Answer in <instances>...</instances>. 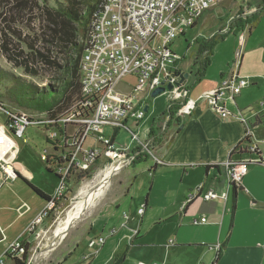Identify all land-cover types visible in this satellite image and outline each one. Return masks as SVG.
I'll return each mask as SVG.
<instances>
[{"label": "crops", "instance_id": "0c3cea01", "mask_svg": "<svg viewBox=\"0 0 264 264\" xmlns=\"http://www.w3.org/2000/svg\"><path fill=\"white\" fill-rule=\"evenodd\" d=\"M242 25L235 35L244 34L247 45L244 54H250L258 49V45L251 44L254 26H245L244 22ZM178 68L181 73L189 74L187 86H191L195 72L182 69L180 64ZM219 70L217 75L210 77L205 76V72L200 82L190 88L189 97L196 100L203 93L218 88L221 80L230 75H226L223 69ZM236 73L239 76L240 71ZM249 80L234 98V104L227 105L231 115L241 112L245 124L233 117L222 119L206 103L197 102L191 116L183 121L171 141L165 140L163 135L157 139L154 152L158 153L157 156L141 158L125 168L131 169V173L124 190L118 188L108 201L106 212L100 215L98 211L99 215L90 227L82 231H97L98 236L93 239L102 238L104 243L89 248L88 236L83 242L76 236L59 264H72V252H76L81 243L84 253L75 264H213L219 251L220 258L216 264H264V166L254 162L257 159L255 155L234 151L241 144L247 125L250 126V141L255 142L264 154L260 134L264 118L254 125L256 117H259V107L254 110L250 102L243 105L244 98L239 97L248 87L258 83L255 77H249ZM158 100L161 102L159 112L157 108L153 111L155 106L148 103L149 112L153 111L152 117L164 111V99ZM228 160L252 162L240 188L227 186L223 163ZM141 164L139 171L134 172L135 166ZM46 168L53 175L49 178L52 191L48 193L32 185L51 197L57 177L52 168ZM20 178L8 180L0 188V242L4 245L0 256L24 234L45 207V201H36V196ZM199 186L200 192L185 204ZM24 189L34 195L35 198H30L32 203L22 200ZM210 191L217 198L204 201L202 196ZM130 193V203L123 210L119 201ZM24 204L27 209L21 208ZM141 208L143 213L140 216L138 210ZM22 239L29 243L32 236L24 235Z\"/></svg>", "mask_w": 264, "mask_h": 264}, {"label": "built area", "instance_id": "2783aa9c", "mask_svg": "<svg viewBox=\"0 0 264 264\" xmlns=\"http://www.w3.org/2000/svg\"><path fill=\"white\" fill-rule=\"evenodd\" d=\"M223 1L102 0L79 63L81 99L57 120L35 122L22 112L7 113L6 127L14 137L22 139L26 127L32 124L57 125L61 132L51 129L47 137L52 142L50 146L54 150L68 148L70 151L54 159L56 167L62 166V169L54 168L57 186L53 197L45 203L24 234L6 248L0 256V264H4L7 258L21 257L26 248L22 237L37 233L38 227L48 218L52 203L67 192L69 179L89 172L88 168L98 163L102 156L111 160L110 166L119 165V170L133 164L157 141L159 135L169 129V122L190 117L197 102L206 103L222 119L233 117L245 124L241 112L231 115L227 109V105L234 104V98L248 85V81L239 78L232 68L218 88L203 93L196 100L189 97L187 80L180 86L175 85L179 80L180 59L171 50V44L192 28L207 11ZM244 39L241 33L238 39L241 48L236 52L238 65ZM127 77L133 78V84L126 86V91H119V86ZM167 85L172 86L171 90L165 89L157 96L164 99V111L152 117L153 111L149 112L148 103L155 98H151V93ZM144 108L147 110L144 111ZM104 128L112 130L110 137H105ZM69 129L73 132L70 133ZM152 129L159 134L154 136ZM121 130L128 132L129 146L115 145V138ZM250 138V127L245 125L241 144L246 145L239 143L234 151L255 155L257 159L254 162L264 166V154ZM14 156L12 150H0V188L19 175L12 165ZM41 158L47 164L50 162L45 156ZM251 163V160L224 162L227 186L240 188ZM200 190V186L197 187L185 204ZM216 198L212 191L202 196L204 201ZM26 207L24 204L21 208ZM21 208L18 209L19 214ZM142 213L143 209L138 210L139 215ZM103 243L102 238H97L89 241L88 247H99Z\"/></svg>", "mask_w": 264, "mask_h": 264}, {"label": "rangeland", "instance_id": "374dc122", "mask_svg": "<svg viewBox=\"0 0 264 264\" xmlns=\"http://www.w3.org/2000/svg\"><path fill=\"white\" fill-rule=\"evenodd\" d=\"M62 1L63 0H47L45 4L41 0H35L34 2H27L22 5H19V3L15 1L0 3V38L2 37V40L0 39V75H4L7 80L15 79L11 81L28 83L36 90L59 87L60 83L57 81L59 75L58 68L64 64L62 61L64 56L55 45L56 42L52 37L53 25L48 21L43 10L45 7L53 6L56 2ZM248 2L249 5L247 4L246 6ZM256 2H258V4ZM250 3L255 6L252 7ZM263 8L264 3L259 0H225L218 6L207 11L200 18L195 27L188 29L184 35L179 36L170 46L173 53L180 59L178 64H180L181 68L186 70L191 69V71L193 70V72H196L199 59L196 40L202 44L208 42L212 36L225 35L223 39L216 40L214 54L205 76H215L217 75L216 73L220 71L219 69H223L224 73L229 75L232 68L233 71L239 70V78L248 80V82L250 81L249 77H255L258 81L257 85L248 87L242 95L239 96L240 98H244L242 102L243 105L250 102L254 110H257L264 98V96H262L264 95ZM254 16L256 17L252 20V25L254 27L251 32V44L258 45V49L252 51L250 54H248V52L244 54V51L247 49L245 38L242 44V58L238 65L236 62V52L240 51L241 48L238 42L241 33L238 35H234V33L236 30L239 31L241 29L243 22ZM3 44H5L6 47V51L4 52L2 48ZM5 58H11L12 61L9 63ZM46 60L55 64L50 65ZM19 64H23L21 66L26 65L30 70L34 71L36 77L24 75L22 69L15 67ZM133 81L132 77L125 78L118 88L119 91H126L127 88L125 87L131 86ZM9 87L10 85L6 83L0 85V95L6 94ZM158 99L159 97L149 101V104L155 106L153 111L157 108V112L161 111V102ZM0 107H2V110H0V150L7 149L8 151L12 150L15 152L12 165L16 168V172L27 179V181L31 182V184L50 193L52 191V186L49 184V178H53V175L47 172L45 168H52L51 170L53 172L54 168L62 169V166L56 167L54 159L62 154H66L70 150L68 148L54 150L48 145L46 137L49 136L51 131L48 123L32 124L26 127L22 139L14 137L5 124L7 113L22 112L33 118L35 122H38V120L46 121L45 114H33L21 110L9 101L0 100ZM179 120L183 122L185 119L179 118ZM169 124L171 123L169 122ZM175 129L176 127L170 128L164 134L170 137L169 135L171 132H174ZM69 131L70 133L73 132L72 129H69ZM260 132L262 135V142H264V128ZM104 134L105 137L108 138L112 134V130L110 128H104ZM155 142L148 148L147 152H143V154L139 155V160L144 157L153 159L151 156L158 155V153H154L157 148ZM115 145L117 147L130 145L127 131L121 130L118 132L115 138ZM42 156H45L50 161L48 164H45L46 167L43 164L44 161L41 158ZM4 158L6 159V157ZM122 159H124V157L121 158V161ZM110 163L111 160L102 156L99 158L98 163L88 168L92 170L90 177L82 181H78L76 178L69 179L67 192L60 196V198L55 199V203H52L48 218L38 227L37 233L31 235L32 239L29 243L27 239H25L30 254L27 261L29 264H32V255L46 246L51 239L50 236L52 232L64 218L65 213L80 199V190L85 187L86 184L90 185L101 170L110 167ZM1 164H3V162H1ZM142 166V164L135 166L134 172H138ZM126 167L121 168L111 177L109 181L110 184H108L105 191L93 199L92 204L86 208L80 218L68 228L61 242L53 249L46 252V255H43L42 260L38 264H59L60 260L67 252V247L71 245V241L76 236L80 237L82 242L86 236L89 238L88 241L95 240L93 238L98 236L97 231H92L91 233H84L82 231L90 227L91 222L99 213L101 215L102 212L103 214L106 212L108 209L107 203L118 188L121 187V189L124 190L126 187L125 182L130 178L129 173H131V169H125ZM13 180L14 179H11L10 181ZM23 188L25 187L23 186ZM22 192V200L32 203L31 199L35 198L34 195H32V193L30 194V192L25 189ZM53 195L51 197H53ZM131 197L132 193L119 201L123 210L126 208L125 206H128L130 203ZM35 199L36 201H40L37 197ZM125 211H127V209H125ZM81 245L83 246V243H81ZM81 245L79 244V249L76 252H72V264H75L84 253ZM3 248L4 245L0 242V250ZM5 264L13 263L7 258L5 259Z\"/></svg>", "mask_w": 264, "mask_h": 264}, {"label": "trees", "instance_id": "16d2710c", "mask_svg": "<svg viewBox=\"0 0 264 264\" xmlns=\"http://www.w3.org/2000/svg\"><path fill=\"white\" fill-rule=\"evenodd\" d=\"M9 1H15L18 2L19 5H22L27 2H34L35 0H0V3H8ZM41 1H43L45 4L47 2V0ZM101 3L102 0H63L62 2H56L53 6L45 7L43 12L48 21L53 25L52 37L56 42L55 45L59 49L60 53L64 56L62 59L64 64L58 68L59 75L57 81L60 83V85L58 88L49 87L48 89L36 90L28 83L11 81L15 79L7 80L4 75H0V85L5 83L10 85L7 93L2 96L0 95V100L9 101L19 109L33 114H45L44 116L47 120H57L61 115L65 114L70 108H72L81 99L79 63L82 53L85 49V42L88 38L94 16L99 10ZM262 3H264V0H262ZM253 18L247 19L244 22V25L250 26L252 24ZM195 26L196 24H194L192 28ZM250 27L248 30H250ZM224 37L225 35L212 36L208 42L202 44L196 40L199 55L198 68L193 74L192 85L188 87L189 91L190 88L194 87L200 82L207 68L209 67L210 58L212 57L216 40L223 39ZM0 39L2 40V37ZM2 48L3 52L6 51L5 44H3ZM5 59L9 63L12 61L11 58ZM46 62H49L50 65L55 64L48 60H46ZM21 65L23 64L16 65L15 67L22 69V73L26 76L36 77L34 71L30 70L26 65ZM258 114L259 117H256V122L254 125L260 123V118H264V99L259 106ZM32 119L33 118H31V120ZM182 124L183 122H180L179 119H174L171 121V124L168 125L169 129L176 127L174 132H171V138L168 137L167 134H161L159 135V138L161 139V136L163 135L165 140L169 139V141H171L172 137L179 131ZM53 128L58 131V133L61 132L57 125H50V130ZM152 134L156 136L159 133L157 130L152 129ZM46 142L48 145H51L52 143L47 137ZM139 157L136 159L137 161L139 160ZM59 163H61L60 159ZM43 164L46 167L45 164L47 163H45V161ZM45 169L47 172H50L49 169ZM91 171L92 170L79 174L76 179L78 181H82L83 179L90 177ZM17 177L20 178L19 175ZM20 179L36 197L45 201V203L51 200V197L45 195L41 190L30 184L27 180L22 178ZM28 250L29 248L26 246L24 253L19 259H11L13 263L26 264L30 255ZM219 258L220 251L218 252L213 264H216Z\"/></svg>", "mask_w": 264, "mask_h": 264}, {"label": "bare ground", "instance_id": "6f19581e", "mask_svg": "<svg viewBox=\"0 0 264 264\" xmlns=\"http://www.w3.org/2000/svg\"><path fill=\"white\" fill-rule=\"evenodd\" d=\"M119 168V165L116 164L101 170V172L95 176L90 185L86 184V186L80 190V199L65 213L64 218L58 223L57 227L52 232V235L50 236L51 239L46 246L32 255V264H38L46 252L53 249L59 244V242H61L68 228L73 225L86 208L92 204L93 199L105 191L108 184H110L109 181L111 177L119 171Z\"/></svg>", "mask_w": 264, "mask_h": 264}, {"label": "water", "instance_id": "95a60500", "mask_svg": "<svg viewBox=\"0 0 264 264\" xmlns=\"http://www.w3.org/2000/svg\"><path fill=\"white\" fill-rule=\"evenodd\" d=\"M188 77H189V74L188 73H181L180 72V74H179V80L175 83V85L180 86L181 84H183L188 79ZM171 88H172L171 85H167L166 88H164V87L157 88V89H155L151 93V98H156L157 96H159L160 94H162L165 91V89L171 90ZM146 110H147V108H144V111H146Z\"/></svg>", "mask_w": 264, "mask_h": 264}]
</instances>
